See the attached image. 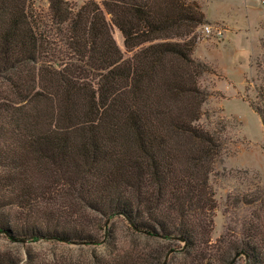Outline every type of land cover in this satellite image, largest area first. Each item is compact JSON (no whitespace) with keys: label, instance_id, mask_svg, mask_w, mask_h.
<instances>
[{"label":"trees","instance_id":"obj_1","mask_svg":"<svg viewBox=\"0 0 264 264\" xmlns=\"http://www.w3.org/2000/svg\"><path fill=\"white\" fill-rule=\"evenodd\" d=\"M204 21L196 0H0V234L106 247L81 264H148V252L118 248L106 224L122 217L182 241L186 262L206 258L222 142L200 123L207 65L192 54ZM255 90L264 127V71ZM62 202L103 216L105 239Z\"/></svg>","mask_w":264,"mask_h":264},{"label":"rangeland","instance_id":"obj_2","mask_svg":"<svg viewBox=\"0 0 264 264\" xmlns=\"http://www.w3.org/2000/svg\"><path fill=\"white\" fill-rule=\"evenodd\" d=\"M196 1L205 21L195 30L192 55L207 65L199 77L207 93L200 123L222 142V152L209 174L216 208L210 241L203 245L206 258L186 262L180 252L182 241L135 233L122 217L111 218L106 225L116 236L118 248L148 252V264H227L229 260L250 264L247 243L258 245L264 253V127L249 103L264 71V0ZM34 2L40 8L48 4V0ZM206 24L222 29L223 34L205 35ZM112 33L123 55L129 56L120 31L112 26ZM62 206L73 222L88 219V229L105 239L101 237L103 216L90 212L84 220L78 216L84 209L78 212L77 206L63 202ZM93 250L102 252L106 247L46 239L16 242L0 234V253L12 260L7 264H81Z\"/></svg>","mask_w":264,"mask_h":264},{"label":"built area","instance_id":"obj_3","mask_svg":"<svg viewBox=\"0 0 264 264\" xmlns=\"http://www.w3.org/2000/svg\"><path fill=\"white\" fill-rule=\"evenodd\" d=\"M203 32L207 36L212 35V34H216L218 36H221L223 34L222 29H220L218 27H213L212 25H209V24L204 25Z\"/></svg>","mask_w":264,"mask_h":264},{"label":"water","instance_id":"obj_4","mask_svg":"<svg viewBox=\"0 0 264 264\" xmlns=\"http://www.w3.org/2000/svg\"><path fill=\"white\" fill-rule=\"evenodd\" d=\"M239 256V253L236 254V257Z\"/></svg>","mask_w":264,"mask_h":264}]
</instances>
